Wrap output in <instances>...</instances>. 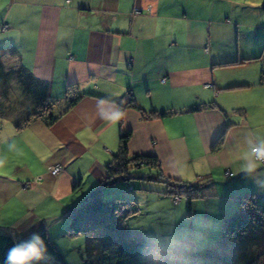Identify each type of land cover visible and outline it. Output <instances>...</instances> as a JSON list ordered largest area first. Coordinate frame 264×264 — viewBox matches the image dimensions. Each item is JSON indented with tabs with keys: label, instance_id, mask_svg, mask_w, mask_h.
<instances>
[{
	"label": "crops",
	"instance_id": "crops-1",
	"mask_svg": "<svg viewBox=\"0 0 264 264\" xmlns=\"http://www.w3.org/2000/svg\"><path fill=\"white\" fill-rule=\"evenodd\" d=\"M260 1L0 0L4 72L24 69L50 100H63L71 86L81 95L53 125L34 120L18 129L34 104L10 81L7 117L0 118V234L45 230L64 255L75 239L65 235L66 213L109 178L121 131L130 135L128 156H154L165 177L214 182L201 199L206 217L210 200L222 203L216 213L225 219L243 193L264 209V188L239 173L245 140L264 138V13L256 25L232 16ZM130 95L136 108L124 106ZM101 99L109 110L122 109L121 125L99 117ZM161 111L174 114L152 115ZM257 176L264 182V166ZM132 191L117 184L102 197Z\"/></svg>",
	"mask_w": 264,
	"mask_h": 264
},
{
	"label": "trees",
	"instance_id": "trees-1",
	"mask_svg": "<svg viewBox=\"0 0 264 264\" xmlns=\"http://www.w3.org/2000/svg\"><path fill=\"white\" fill-rule=\"evenodd\" d=\"M261 10L264 13V2ZM262 58L263 53L248 61H259ZM229 64L234 63H224L223 66ZM12 80L19 84L22 96L34 104V110L24 119L17 121L18 129L34 120H41L46 126H51L81 98L78 87L71 86L66 89L63 100H50L46 98V95L41 96L40 90L45 85H42L30 73L22 68L4 72L0 64L1 119L7 117L8 109L4 103L12 89L10 86ZM63 106L65 107L62 108ZM124 106L136 108L135 100L131 95ZM214 107V103H211L192 110ZM171 114L174 113L169 111L152 113L153 116ZM150 116L151 114H144L145 118ZM121 123L122 120L119 121V125ZM129 137V133L121 131L119 150L107 165L109 178L96 190L88 193L75 209L70 210V224L65 235L70 238H83L84 264H264V209L259 207V200L252 193H243L237 198L238 207L223 222L219 240L202 252H194L192 226L185 238L178 240L171 250H163L150 239L132 232L127 225V220L139 213L136 201L129 197H102L104 188L120 183H130L134 179L163 182L168 186L165 194L175 197L173 204L177 205L179 199L184 198L191 213L193 202L203 199L205 190L214 182L192 184L165 177L154 156H128ZM222 140L223 136L216 141L213 151L220 147ZM142 167L155 172L156 175L138 177L131 173L134 168ZM37 234L44 240L48 254L52 257L51 260L43 261L41 264H67L64 256L48 239L45 230H40ZM30 237L15 238L0 234V264H5L10 248Z\"/></svg>",
	"mask_w": 264,
	"mask_h": 264
},
{
	"label": "rangeland",
	"instance_id": "rangeland-1",
	"mask_svg": "<svg viewBox=\"0 0 264 264\" xmlns=\"http://www.w3.org/2000/svg\"><path fill=\"white\" fill-rule=\"evenodd\" d=\"M263 2L264 0H261L260 4L248 5L250 7L246 8L240 6L232 11L233 19H239L245 23L256 25ZM260 16L262 17V15ZM131 173L138 177L156 175L155 172L143 167L140 169L134 168ZM220 178L221 175H217L215 177L216 182ZM118 186L125 187L129 191L134 189L132 191L134 197L129 198H133L139 208V213L127 220L129 229L136 234L150 239L163 250H171L178 240L185 238L191 226L194 230V252H202L206 248L213 246L220 238L223 222L236 210L239 203L237 199L234 200V206L228 212L225 219H223L220 214L217 215L216 213V207L218 210L223 208L222 203L219 200H210V207L208 208L210 215L206 217L208 203L201 202V200L194 201L193 203L195 204L192 205L190 213L186 199L181 198L177 205L173 204L175 197L165 194L168 190L166 183L134 179L130 183H120ZM119 197L125 196L120 194ZM77 239L75 238L73 244L67 248L61 249L64 252V260L67 264H84V257L82 258L83 251H78V247L83 245ZM79 241L83 242V238L79 237ZM77 243H79V246Z\"/></svg>",
	"mask_w": 264,
	"mask_h": 264
},
{
	"label": "clouds",
	"instance_id": "clouds-1",
	"mask_svg": "<svg viewBox=\"0 0 264 264\" xmlns=\"http://www.w3.org/2000/svg\"><path fill=\"white\" fill-rule=\"evenodd\" d=\"M107 102L103 99L97 103L99 117L110 124L119 122L124 113L115 105L109 108L104 107ZM11 148L12 145L10 144ZM241 156L240 172L247 178L257 179V185L264 188V182H261L257 176V170L264 166V138L246 139ZM3 162L0 161V164ZM48 254L47 246L39 234L33 233L28 240L15 244L8 250L5 264H41L43 261L51 260Z\"/></svg>",
	"mask_w": 264,
	"mask_h": 264
},
{
	"label": "built area",
	"instance_id": "built-area-1",
	"mask_svg": "<svg viewBox=\"0 0 264 264\" xmlns=\"http://www.w3.org/2000/svg\"><path fill=\"white\" fill-rule=\"evenodd\" d=\"M6 28H8V25H3V26H2V29H6ZM59 171H60V168L57 167V168H55L54 170H52L51 173H52V174H56V173L59 172ZM224 174H225V176H227V177H232V173L229 172L228 170L225 171ZM175 201H177V199H175ZM70 215H71L70 211L66 213V216H67V217H69Z\"/></svg>",
	"mask_w": 264,
	"mask_h": 264
}]
</instances>
